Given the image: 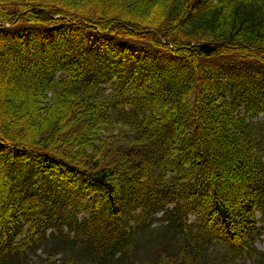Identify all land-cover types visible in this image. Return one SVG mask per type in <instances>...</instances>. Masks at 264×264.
Listing matches in <instances>:
<instances>
[{"label": "trees", "instance_id": "trees-1", "mask_svg": "<svg viewBox=\"0 0 264 264\" xmlns=\"http://www.w3.org/2000/svg\"><path fill=\"white\" fill-rule=\"evenodd\" d=\"M263 102L264 0H0V264H264Z\"/></svg>", "mask_w": 264, "mask_h": 264}, {"label": "rangeland", "instance_id": "rangeland-1", "mask_svg": "<svg viewBox=\"0 0 264 264\" xmlns=\"http://www.w3.org/2000/svg\"><path fill=\"white\" fill-rule=\"evenodd\" d=\"M110 92H111V90H110V86L109 85H107V84H105V85H103L102 86V93H101V96L103 97V98H107L108 96H109V94H110ZM263 105H264V102H263V104L261 105V106H259V107H263ZM248 107V104H245L242 108H240L239 110H238V112L236 113L237 115H239V116H242V115H247V120L248 121H250V122H253L254 124H261V123H264V113H260V114H258V116H256L257 114H256V111H257V108L256 109H251L249 112H247L246 111V108ZM246 112H247V114H246ZM262 149H264V142H263V144H262ZM263 156H264V151H263ZM86 193H88V192H86ZM92 197H93V194H92ZM162 213L161 214H159L157 217H162ZM260 218V216L258 217V219ZM189 223H191V224H193V223H196L197 222V219H196V217L195 216H193V215H190V217H189V221H188ZM159 225L158 224H155L154 225V229L155 228H157ZM262 229H261V235H260V238H258L257 240H256V242H255V246H256V248L259 250V251H261V252H264V227H261ZM217 250V249H216ZM217 253H221V255H222V250H221V248H219L218 250H217ZM224 264H228V262H224ZM229 264H254V262H253V260H249V259H247V258H244V259H242V260H240V261H238V262H236V263H229Z\"/></svg>", "mask_w": 264, "mask_h": 264}]
</instances>
